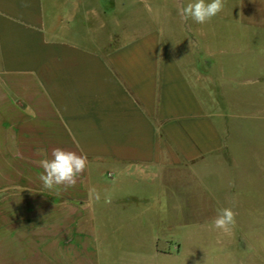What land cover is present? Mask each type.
I'll return each instance as SVG.
<instances>
[{
    "label": "crops",
    "instance_id": "obj_1",
    "mask_svg": "<svg viewBox=\"0 0 264 264\" xmlns=\"http://www.w3.org/2000/svg\"><path fill=\"white\" fill-rule=\"evenodd\" d=\"M144 1L130 12L118 0H0V264H94L97 217L114 212L199 218L185 229L192 247L241 231L210 225L221 208L202 196L199 208L173 202L178 183L225 163L227 96L215 89L251 70L264 0H224L205 24L178 14L192 0L167 18ZM54 148L87 156L74 187L43 188Z\"/></svg>",
    "mask_w": 264,
    "mask_h": 264
},
{
    "label": "rangeland",
    "instance_id": "obj_2",
    "mask_svg": "<svg viewBox=\"0 0 264 264\" xmlns=\"http://www.w3.org/2000/svg\"><path fill=\"white\" fill-rule=\"evenodd\" d=\"M118 1L130 12L137 8L138 0ZM176 1L145 0L144 7L156 9L167 18L170 3ZM255 48L258 56L251 58V67H247L251 70L225 74L226 78L219 81L222 88L215 89L217 95L225 92L227 96L219 109L228 148L225 163L178 183L173 202L176 210H186L193 197L191 208H199L202 196L209 207L231 208L236 222L242 225L240 232L235 228L230 234L234 242L217 244L212 227L207 243L188 246L186 237L191 233L185 229L200 225L199 218L162 214L134 219L113 211L111 217H97L94 264H197L191 261L192 255L203 259L199 264H264V40H258ZM242 60L248 61L246 56ZM101 173L99 176H105Z\"/></svg>",
    "mask_w": 264,
    "mask_h": 264
},
{
    "label": "clouds",
    "instance_id": "obj_3",
    "mask_svg": "<svg viewBox=\"0 0 264 264\" xmlns=\"http://www.w3.org/2000/svg\"><path fill=\"white\" fill-rule=\"evenodd\" d=\"M224 8V0H192L186 6L178 9L182 21L192 20L198 24L210 22ZM40 166L43 172L39 175L43 188L55 190L59 186L65 189L74 187L77 179L88 167L86 155H78L73 151H66L62 148H54L51 152V159L41 160ZM90 198L100 200V194L95 188L89 189ZM110 194H106L108 196ZM235 213L231 208L218 209L217 216L213 221L215 228L222 231H229L230 226L236 223ZM199 264V262H197Z\"/></svg>",
    "mask_w": 264,
    "mask_h": 264
}]
</instances>
